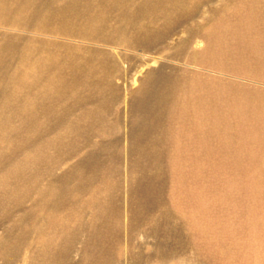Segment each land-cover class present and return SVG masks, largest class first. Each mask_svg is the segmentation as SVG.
<instances>
[{"label":"bare ground","instance_id":"1","mask_svg":"<svg viewBox=\"0 0 264 264\" xmlns=\"http://www.w3.org/2000/svg\"><path fill=\"white\" fill-rule=\"evenodd\" d=\"M235 1L0 0V264H16L31 236L36 264H70L90 225L86 263L116 264L123 204L133 227H154L162 258L177 255L171 241L190 243L165 198L177 74L165 66L142 83L127 158L116 82L124 63L162 47L191 64L184 52L205 44L193 25ZM181 28L186 38L169 47Z\"/></svg>","mask_w":264,"mask_h":264},{"label":"rangeland","instance_id":"2","mask_svg":"<svg viewBox=\"0 0 264 264\" xmlns=\"http://www.w3.org/2000/svg\"><path fill=\"white\" fill-rule=\"evenodd\" d=\"M197 23L193 27L205 44L184 52L191 64L174 62L177 50L163 47L146 61L124 63L125 73L116 82L119 103L114 105L122 116L127 158L131 104L142 83L152 70L168 66L176 72L177 87L166 114L165 198L190 243L171 241L166 250L177 255L162 258L150 235L154 227L134 228L123 204L121 223L112 228L116 264H264V0H236L208 23L201 18ZM185 38L179 29L169 47ZM127 167L126 161L124 172ZM95 227H86L78 237L70 264L88 261L81 254L82 243ZM35 237L16 264H36L30 250L37 246Z\"/></svg>","mask_w":264,"mask_h":264}]
</instances>
